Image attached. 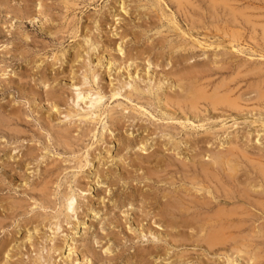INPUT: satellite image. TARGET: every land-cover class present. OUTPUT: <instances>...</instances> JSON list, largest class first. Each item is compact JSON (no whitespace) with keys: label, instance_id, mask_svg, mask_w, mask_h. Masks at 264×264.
Listing matches in <instances>:
<instances>
[{"label":"rangeland","instance_id":"374dc122","mask_svg":"<svg viewBox=\"0 0 264 264\" xmlns=\"http://www.w3.org/2000/svg\"><path fill=\"white\" fill-rule=\"evenodd\" d=\"M180 1L0 0V264L250 263L232 241H201L208 226L184 225L214 212L216 198L206 210L198 190L187 214L168 205L191 202L198 161L234 153L241 187L264 160V0H215L216 11ZM189 85L206 96L223 85V103L201 100L191 113L175 103ZM80 90L101 99L89 109ZM251 199L232 236L264 258V196Z\"/></svg>","mask_w":264,"mask_h":264},{"label":"bare ground","instance_id":"6f19581e","mask_svg":"<svg viewBox=\"0 0 264 264\" xmlns=\"http://www.w3.org/2000/svg\"><path fill=\"white\" fill-rule=\"evenodd\" d=\"M176 1H178L177 2V4H178V6L180 7L183 3L180 1V0H176ZM184 1V0H183ZM194 1V0H193ZM244 1V0H243ZM61 2V1H60ZM163 2V1H162ZM185 2V1H184ZM209 2H210V6H211V9H215V7H217L216 5H217V1H215V0H209ZM209 2H208V5H209ZM175 3V2H174ZM218 3H220V2H218ZM242 3V2H241ZM230 4V3H229ZM244 4V3H243ZM165 5V4H164ZM234 5V4H233ZM219 6V5H218ZM221 6V5H220ZM259 6V5H258ZM182 7V6H181ZM208 8H209V6H207ZM224 7V6H223ZM234 7V6H233ZM244 7V6H243ZM178 8V7H177ZM195 8V7H194ZM245 8V7H244ZM210 9V10H211ZM219 9V8H218ZM181 10H182V8H181ZM191 10V9H190ZM224 10V9H223ZM198 11V10H197ZM214 11H216V10H214ZM237 11V10H236ZM254 11V10H253ZM258 11V10H257ZM261 11V10H260ZM231 12V11H230ZM241 12V11H240ZM233 13V12H232ZM155 14V13H154ZM205 15V14H204ZM234 15V14H233ZM243 15V14H242ZM185 16V15H184ZM144 17V16H143ZM191 17V16H190ZM234 17V16H233ZM241 17V16H240ZM250 17V16H249ZM252 17H253V15H252ZM228 18V17H227ZM264 18V17H263ZM226 19V18H225ZM249 19V18H248ZM173 20V19H172ZM169 21V20H168ZM215 21H217V20H215ZM246 21V20H245ZM172 22V21H171ZM174 22V21H173ZM247 22H249V21H247ZM246 22V23H247ZM224 23V22H223ZM253 23V22H252ZM259 24V23H258ZM198 25V24H197ZM225 25H226V23H225ZM232 26V25H231ZM235 26V25H234ZM248 26V25H247ZM254 26H256V24L254 25ZM259 26V25H258ZM262 27H264V26H262ZM199 29V28H198ZM243 30V29H242ZM200 31V30H199ZM211 31V30H210ZM232 33H234V32H232ZM239 33V32H238ZM237 33V34H238ZM166 34V33H165ZM70 35V34H69ZM90 36V35H89ZM166 36V35H165ZM208 36V35H207ZM233 36V35H232ZM192 37V36H191ZM216 37V36H215ZM236 37V36H235ZM264 37V36H263ZM233 38V37H232ZM235 39V38H234ZM88 40V39H87ZM238 40V39H237ZM236 40V41H237ZM230 41V40H229ZM228 41V42H229ZM93 42V41H92ZM255 42V41H254ZM230 43H231V41H230ZM238 43V42H237ZM192 44V43H191ZM91 45H93V44H91ZM221 45V44H220ZM232 45V44H231ZM236 45V44H235ZM262 45V44H261ZM178 46V45H177ZM176 46V47H177ZM180 46H181V44H180ZM238 46V45H237ZM83 47V46H82ZM232 47L234 48L235 46H233L232 45ZM120 48L118 47V50H119ZM216 49V48H215ZM93 50V49H92ZM117 50V49H116ZM237 50V49H236ZM255 51V50H254ZM85 54V53H84ZM259 54V53H258ZM254 55V54H253ZM261 55H262V53H261ZM260 56V55H259ZM57 58V57H56ZM217 58V57H216ZM76 61V60H75ZM84 62V61H83ZM109 62V61H108ZM214 62V61H213ZM230 62V61H229ZM101 63V62H100ZM213 64V63H212ZM227 64V63H226ZM84 65V64H83ZM118 67V66H117ZM245 67V66H244ZM256 69V68H255ZM211 70V69H210ZM257 70V69H256ZM255 70V71H256ZM201 71V70H200ZM199 71V72H200ZM203 71V70H202ZM239 71H240V69H239ZM254 71V70H253ZM183 72V71H182ZM205 72V71H204ZM204 72H200L201 74L203 73L204 74ZM187 73V75H189L188 73L189 72H186ZM192 73H194L193 71H192ZM200 73H199V77L201 76L200 75ZM191 74V73H190ZM263 74V73H262ZM208 75V74H207ZM257 75V74H256ZM181 76V75H180ZM197 76V75H196ZM174 77V76H173ZM189 77H191V76H189ZM202 77H203V75H202ZM248 77V76H247ZM87 78V77H86ZM180 78L181 77H179V81H181L180 80ZM184 78H186V77H184ZM201 78V77H200ZM252 78V77H251ZM132 79V78H131ZM178 79V78H177ZM191 78H189V80H190ZM194 79V78H193ZM198 79V78H197ZM257 79V78H256ZM174 80V79H173ZM199 80V79H198ZM211 80V79H210ZM234 80V79H233ZM232 80V81H233ZM77 82V81H76ZM79 82V81H78ZM151 82V81H150ZM174 82V81H173ZM172 82V83H173ZM194 82H195V80H194ZM199 82V81H198ZM201 82V81H200ZM199 82V83H200ZM133 83V82H132ZM181 83V82H180ZM197 83V82H196ZM202 83V82H201ZM209 83V82H208ZM244 83V82H243ZM121 84V83H120ZM182 84V83H181ZM189 84V83H188ZM198 84V83H197ZM196 84V85H197ZM227 84H228V82H227ZM262 84V83H261ZM179 85V84H178ZM183 85V84H182ZM201 85V84H200ZM79 86V85H78ZM94 86V85H93ZM174 86H176V85H174ZM181 86V85H180ZM184 86V85H183ZM195 86V85H194ZM223 85H219L218 87H216L213 91H212V94L211 95H207L206 96V91L203 89V88H197V87H200V86H197L196 88L195 87H193V86H191V85H189L188 87H187V89H186V95H185V97L183 98V100H182V102L180 103V100L179 99H177L176 101H175V103L178 105V104H182L183 106H185L186 108H187V106L189 107V109H191V113H192V110H198L197 109V107L199 106V101H201V100H207L212 106H210V107H213V106H216V105H220L221 104V102H222V99H223V97H222V99H221V97L219 98L218 97V91H220L219 90V88H221ZM228 86V85H227ZM239 86V85H238ZM74 87H77V86H74ZM208 87V86H207ZM240 87V86H239ZM261 87V86H260ZM139 87H137V89H138ZM142 88V87H141ZM140 88V89H141ZM175 88V87H174ZM205 89H207L206 87H204ZM235 88V87H234ZM78 89V88H77ZM135 91L137 90L136 89V86H135ZM185 89V87L182 89V90H184ZM227 89V88H226ZM226 89H224V87H223V90H226ZM85 90V89H84ZM139 90V89H138ZM143 90V89H142ZM141 90V91H142ZM149 90V89H148ZM158 90V89H157ZM179 90H181V89H179ZM222 90V91H223ZM248 90V89H247ZM261 91H260V93L263 91L262 89H260ZM94 91V90H93ZM234 91V90H233ZM139 92V91H138ZM180 92V91H179ZM230 91H227V93H229ZM242 92V91H241ZM258 92V91H257ZM102 93V92H101ZM149 93H150V91H149ZM181 93V92H180ZM233 93V92H232ZM127 94H129V93H127ZM171 94H174V93H171ZM178 94V93H177ZM259 94V93H258ZM262 94H264V92L262 93ZM92 96V94H90L89 92H87V91H84V92H82L81 90L78 92V93H76V95H75V98H76V103H85V104H87V105H85V106H87V108H92L94 105H96L99 101H100V99H101V97H100V95H99V93H96L95 94V96L92 98L91 97ZM130 96V95H129ZM129 96L127 95L126 97L128 98V100H130L129 99ZM171 96V95H170ZM175 96V95H174ZM110 97H112V96H110ZM177 97V96H176ZM157 98V97H156ZM261 98H264V95H262L261 96ZM74 99V98H73ZM87 99V100H86ZM160 99V98H159ZM173 99V98H172ZM225 99V98H224ZM230 99V98H229ZM225 100H227V101H225ZM225 100H223V101H225V102H227L228 104L231 102V101H229L228 102V99H225ZM234 100V99H233ZM257 100V99H256ZM136 101H138V100H136ZM141 101V100H140ZM159 101V100H158ZM171 102L173 101V100H170ZM259 101V100H258ZM147 102H150V101H147ZM160 102V101H159ZM158 102V103H159ZM204 102V101H203ZM206 102V101H205ZM232 102H235V101H232ZM250 102V101H249ZM78 103V104H79ZM173 103V102H172ZM208 103V104H209ZM223 103V102H222ZM226 103V104H227ZM238 103V102H237ZM244 103H246V102H244ZM73 104H74V102H73ZM203 104V103H202ZM205 104V103H204ZM231 104V103H230ZM230 104H229V106H230ZM240 104V103H239ZM262 104V103H261ZM160 105V104H159ZM181 105V106H182ZM207 105V104H206ZM224 105V104H223ZM232 105V104H231ZM171 106V105H170ZM180 106V107H181ZM228 107V106H227ZM232 107V106H231ZM98 108V107H97ZM214 108V107H213ZM234 108H236V107H234ZM233 107H232V109H234ZM95 108H93V110H94ZM169 109V108H168ZM185 109V108H184ZM227 109V108H226ZM261 109V108H260ZM167 110V109H166ZM221 110V109H220ZM228 110V109H227ZM86 111V110H85ZM89 111V110H88ZM136 111V110H135ZM134 112V111H133ZM138 112V111H137ZM142 112V111H141ZM146 112V111H145ZM188 112H189V110H188ZM74 113H76V112H74ZM197 113V112H196ZM216 113H217V111H216ZM238 113V112H237ZM80 114V113H79ZM92 114V113H91ZM97 114V113H96ZM100 114V113H99ZM260 114V113H259ZM90 115V114H89ZM206 115V114H205ZM68 116H69V114H68ZM85 116V115H84ZM96 117H97V115H95ZM179 116V115H178ZM193 116V115H192ZM222 116V115H221ZM72 117V116H71ZM86 117V116H85ZM88 117V116H87ZM95 117V118H96ZM261 117V116H260ZM76 118V117H75ZM112 118V117H111ZM68 119V118H67ZM83 119H84V117H83ZM158 120V119H157ZM68 121V120H67ZM111 121V120H110ZM208 121V120H207ZM113 122V121H112ZM193 122V121H192ZM216 123V122H215ZM239 123V122H238ZM248 123V122H247ZM255 124V123H254ZM165 125V124H164ZM169 125V124H168ZM222 125V124H221ZM108 126V125H107ZM202 126V125H201ZM239 126V125H238ZM217 127V126H216ZM249 127V126H248ZM163 129V128H162ZM165 129V128H164ZM228 129V128H227ZM100 130V129H99ZM161 130V129H160ZM166 130V129H165ZM222 130V129H221ZM223 130H224V128H223ZM255 130V129H254ZM66 131V130H65ZM214 131V130H213ZM212 131V132H213ZM225 131V130H224ZM103 132V131H102ZM235 132V131H234ZM208 133V132H207ZM65 134V133H64ZM204 134V133H203ZM215 134V133H214ZM254 134V133H253ZM167 135V134H166ZM217 135H218V133H217ZM216 135V136H217ZM252 135V134H251ZM147 136V135H146ZM164 136V135H163ZM204 136V135H203ZM209 136V135H208ZM234 136V135H233ZM71 137V136H70ZM186 137V136H185ZM189 137V136H188ZM200 137V136H199ZM198 137V138H199ZM202 137V136H201ZM61 138V137H60ZM170 138V137H169ZM217 138V137H216ZM261 138V137H260ZM63 139V138H62ZM75 139V138H74ZM144 139V138H143ZM193 139V138H192ZM249 139V138H248ZM66 140H68V139H66ZM101 140V139H100ZM211 141V140H210ZM209 141V142H210ZM217 141V140H216ZM256 141V140H255ZM213 142V141H212ZM224 142V141H223ZM229 142V141H228ZM244 142V141H243ZM256 142H259V140L258 141H256ZM179 143V142H178ZM184 143V142H183ZM245 143V142H244ZM243 143V144H244ZM247 143V142H246ZM171 144V143H170ZM220 144V143H219ZM225 144V143H224ZM240 144V143H239ZM248 144V143H247ZM250 144V143H249ZM67 145V144H66ZM179 145V144H178ZM138 146V145H137ZM171 146V145H170ZM202 146V145H201ZM264 146V145H263ZM245 147V146H244ZM249 147V146H248ZM166 148V147H165ZM144 149V148H143ZM154 149V148H153ZM223 149V148H222ZM243 149V148H242ZM221 150V149H220ZM233 150V149H232ZM256 150V149H255ZM47 151V150H46ZM172 153V152H171ZM240 153V152H239ZM173 154V153H172ZM83 155V154H82ZM160 155V154H159ZM203 155V154H202ZM206 155V154H205ZM154 156V155H153ZM85 157V156H84ZM157 157V156H156ZM207 157V156H206ZM210 158H209V161L207 162L206 161V163L204 162V161H196L197 162V164L199 165V167H200V174H201V176H202V178L201 179H199V178H197V176H199L198 174H197V176H196V178H195V175H194V179H199L198 181H200V182H202V183H195V180H191L190 179V183L189 184H191L193 187H191V188H194V191L192 192L193 193V196H192V198H191V202H184V200L181 202L180 201V205H171V204H167L168 205V208H171L172 210H176V211H178L180 214H187L188 213V211H189V209H190V205H197L196 204V202H197V199H195L196 198V192L198 191V190H201V191H203V193L202 194H208V197L203 201H200L199 200V202H197L198 203V205L199 206H206L207 208H205L206 210L208 209V205H209V203L211 202V200H214V198H216L215 200H216V205H217V209L214 211V212H212L211 214H209V215H207V216H202V218H199V219H197V220H195V219H192V220H188L187 222H186V219H188V217L185 219V217L184 218H182V220L183 221H185V223H184V225L186 226H191L192 224H194V228L196 229V233H203L204 232V230L207 232V230H206V228H207V226L210 228L209 229V231L210 232H208V235L206 236V238H205V240L206 241H204V240H201V241H203V242H205V244L207 243L208 244V246L211 248V247H214V246H216V245H221V246H227V245H223V244H226L227 242H231V243H235L236 245H234L233 247H234V249L233 248H231V249H233V251H235L234 253L236 254L235 256L237 257L238 256V254L239 253H243V254H245L246 256H247V260H249L250 261V263L249 264H258L261 260H260V258H262V261H263V257H260L257 253H256V251H252V252H250V251H248L250 248L249 247H251L250 245L252 244V243H250L249 241L247 242V241H245V239H247V238H245V237H237L236 236V238H234V236H232L233 234L232 233H236V231L238 232V230H240L241 229V222H240V224H236V222H235V220H238V222L241 220V219H243V213L245 212V209H247V210H251L252 208H250V207H252L255 203H256V201L253 199H251V196L252 195H254V196H264V160L263 161H259L258 160V162L256 163V164H252L251 165V167H249L250 168V170H251V172L253 173V177H252V179H250V180H246V182L244 183V185H242L241 187H239L240 185H238V187H236V184L235 183H233L234 181H236V177H237V172H238V169L240 168V166L241 165H239V162H237V160H236V158L237 157H235V154L234 153H232V152H227V153H220V152H218V153H216L215 155H211V156H209ZM42 158V157H41ZM262 158V157H261ZM195 159V158H194ZM193 159V164H195V160ZM207 160V159H206ZM251 160H253L252 158H251ZM140 161V160H139ZM239 161V160H238ZM179 162V161H178ZM87 163V162H86ZM180 163V162H179ZM79 164V163H78ZM161 164V163H160ZM174 165V164H173ZM189 165V164H188ZM245 165V164H244ZM247 165V164H246ZM248 166V165H247ZM244 169V168H243ZM193 170V169H192ZM247 170V169H246ZM160 171V170H159ZM189 171V170H188ZM191 172V171H190ZM245 172V171H244ZM247 172V171H246ZM245 172V173H246ZM183 173V172H182ZM93 174V173H92ZM247 174H249V173H246V176H247ZM168 175V174H167ZM172 175V174H171ZM218 175V176H217ZM220 175V176H219ZM200 176V177H201ZM250 176H252V175H250ZM147 177H149V176H147ZM220 178H224V180L225 181H227V182H229L230 183V185H227L228 183L226 182L225 183V185H223V186H221V190H218L217 188H209V186H211L209 183H207V182H209L211 179H215V180H217L218 181V179L220 180ZM248 179H249V177H247ZM159 179V178H158ZM178 179V178H177ZM246 179V178H245ZM182 180V179H181ZM184 180V179H183ZM214 181V180H213ZM155 182V181H154ZM212 182V181H211ZM224 181H222V183H223ZM50 183V182H49ZM43 185H44V183H42ZM172 184V183H171ZM213 184H215V183H213ZM235 184V185H234ZM239 184V183H238ZM219 185V184H218ZM45 186V185H44ZM216 186V185H215ZM39 187V186H38ZM218 187V186H217ZM42 188V187H41ZM172 188V187H171ZM189 188V187H188ZM47 189H48V187H47ZM52 189V188H51ZM204 190H205V193H204ZM175 192H177L176 190H174ZM183 191L185 192V194L188 196L189 194H191V189L189 188V189H187L186 187L183 189ZM40 192V191H39ZM68 193H70L69 191H68ZM178 193V192H177ZM176 193V194H177ZM71 194V193H70ZM46 195V194H45ZM72 195V194H71ZM71 195H67V197L65 198V201H66V203L67 204H65V205H67L68 206V208H69V210H70V206H71V203H72V200H73V198H72V196ZM185 195V196H186ZM66 196V195H65ZM160 196V195H159ZM179 196V195H178ZM191 196V195H190ZM204 195H202V196H199V197H203ZM41 197V196H40ZM180 197V196H179ZM170 199H171V197H170ZM169 199V200H170ZM258 199V198H257ZM48 200V199H47ZM64 200V199H63ZM180 200V199H179ZM262 201V200H261ZM41 202V201H40ZM51 202V201H50ZM214 202V201H213ZM263 202V201H262ZM10 203V202H9ZM185 203V204H184ZM231 203H239V205L237 204V206H235L234 205V207H232V208H226V206L228 205V204H231ZM75 204V203H74ZM211 204H213V203H211ZM257 204H260V203H258L257 202ZM263 204V203H262ZM261 205V204H260ZM198 206V207H199ZM54 207V206H53ZM210 207H211V205H210ZM254 208H255V206H253ZM264 207V206H263ZM67 209V208H66ZM162 209V208H161ZM203 210V209H202ZM205 210V211H206ZM209 210V209H208ZM213 210V209H212ZM16 211V210H15ZM204 211V210H203ZM254 211H256V209L254 210ZM264 211V210H263ZM59 212V211H58ZM247 212V211H246ZM252 212V211H251ZM175 213V212H174ZM177 213V212H176ZM175 213V214H176ZM178 213V214H179ZM253 213V212H252ZM252 213H248V215L250 214V215H253ZM179 214V215H180ZM197 214H198V212H197ZM67 215V214H66ZM179 215H178V217H179ZM194 215V214H193ZM249 215V216H250ZM182 216V215H181ZM263 216V215H262ZM195 217V216H194ZM56 218H57V216H56ZM238 218V219H237ZM247 218H249L250 219V217H247ZM263 218V217H262ZM62 219V218H61ZM246 219V218H245ZM244 219V220H245ZM69 220V219H68ZM54 221V220H53ZM63 221V220H62ZM180 221V220H179ZM32 222V221H31ZM235 222V223H234ZM237 222V223H238ZM258 222V221H257ZM57 223V222H56ZM182 224V223H181ZM39 226V225H38ZM177 226H179V225H177ZM253 227V226H252ZM259 227V226H258ZM59 228V227H58ZM254 228V227H253ZM252 228V229H253ZM37 229V228H36ZM194 229V230H195ZM255 229V228H254ZM264 229V228H263ZM47 230V229H46ZM180 230V229H179ZM251 230V229H250ZM260 230L261 229H259V228H257V230H254V231H256V233L258 232H260ZM35 231V230H34ZM53 232H55V231H53ZM184 232V231H183ZM193 232V231H192ZM142 233V232H141ZM194 233V232H193ZM248 233V232H247ZM250 233V232H249ZM257 233V234H258ZM191 234V233H190ZM39 235V234H38ZM66 235V234H65ZM181 235V234H180ZM246 235V234H245ZM261 235V234H260ZM188 236V235H187ZM189 236H192V235H189ZM239 236V235H238ZM252 236V235H251ZM262 236V235H261ZM178 238V237H177ZM185 238V237H184ZM53 239V238H52ZM51 239V240H52ZM192 239V238H191ZM261 239V238H260ZM40 240V239H39ZM184 240V239H183ZM236 240H239V241H236ZM250 240V239H249ZM187 241V240H186ZM194 241V240H193ZM192 241V242H193ZM179 242V241H178ZM184 242V241H183ZM188 242V241H187ZM237 242V243H236ZM230 243V244H231ZM58 244V243H57ZM190 244V243H189ZM204 244V245H205ZM59 245V244H58ZM198 245H200L201 246V243L200 244H198ZM253 245V244H252ZM33 246V245H32ZM232 246V245H231ZM262 246V245H261ZM47 247V246H46ZM253 247V246H252ZM34 248V247H33ZM41 248V247H40ZM58 247H56V249H57ZM209 248V249H210ZM241 248H245L246 250H244V251H242L241 250ZM249 248V249H248ZM257 248V247H256ZM260 248V247H259ZM3 249V248H2ZM59 249V248H58ZM230 249V251H232ZM156 250V249H155ZM211 250V249H210ZM256 250V249H255ZM261 250V249H260ZM259 250V251H260ZM264 251V250H263ZM52 252V251H51ZM57 252V251H56ZM250 252V253H249ZM49 253V252H48ZM47 253V254H48ZM212 253V252H211ZM55 254V253H54ZM228 254V253H227ZM230 254H232V253H230ZM262 255V254H261ZM3 256H6V255H3ZM182 256V255H181ZM233 256V255H232ZM234 256V257H235ZM7 258V257H6ZM40 258V257H39ZM234 259V258H233ZM239 260V259H238ZM5 261V260H4ZM43 261V260H42ZM28 263V262H27ZM46 263V262H45ZM233 263V261H232V259H229L228 261H227V264H232ZM32 264V263H31ZM35 264H37V263H35ZM41 264V263H40ZM263 264V263H262Z\"/></svg>","mask_w":264,"mask_h":264}]
</instances>
